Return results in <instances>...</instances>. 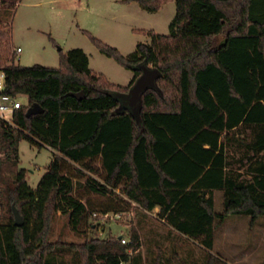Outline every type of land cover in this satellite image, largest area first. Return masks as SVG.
Wrapping results in <instances>:
<instances>
[{
    "label": "trees",
    "instance_id": "obj_1",
    "mask_svg": "<svg viewBox=\"0 0 264 264\" xmlns=\"http://www.w3.org/2000/svg\"><path fill=\"white\" fill-rule=\"evenodd\" d=\"M124 1L152 12L177 6L170 34L151 31V43H139L129 56L86 32L102 54L134 72L127 86L93 71L80 48L61 51L57 68L5 65L7 51L0 50L6 92L29 98L12 125L0 119V179L5 167L19 166L22 141L56 153L36 188L23 168L7 184L10 222L0 225V264H52L61 248L79 253L83 264H138L136 229L127 244L117 236L50 240L58 211L70 212L74 229L88 217L89 200L72 195L71 163L94 175L86 187L96 195L120 188L122 204L159 207L160 219L205 249L201 264H229L212 252L217 225L228 216H249L253 224L264 217V0ZM142 64L162 76L130 108ZM34 104L44 111L27 116ZM215 191L224 194L222 213ZM150 264L166 263L159 254Z\"/></svg>",
    "mask_w": 264,
    "mask_h": 264
},
{
    "label": "rangeland",
    "instance_id": "obj_2",
    "mask_svg": "<svg viewBox=\"0 0 264 264\" xmlns=\"http://www.w3.org/2000/svg\"><path fill=\"white\" fill-rule=\"evenodd\" d=\"M7 1L15 3V7L2 6L0 1V50L7 51L5 65L13 60L25 67L38 64L57 68L61 51L66 53L80 48L91 58V67L95 71L104 73L111 82L119 85H127L134 72L102 54L88 33L129 56L139 43H151V31L170 34V24L177 11L176 2H169L152 12L138 2L126 3L124 0ZM18 47L22 48L19 54L15 52ZM19 100L28 106V96L21 95ZM55 154L50 147L39 149L27 141L20 143L19 166L13 171L5 167L0 179V225L10 222L5 191L7 184L15 180V172L25 169L28 184L36 188ZM71 164L66 171L74 176L72 195L83 198L84 202L89 200L88 217L83 216L74 229L70 212L58 211L50 240L84 243L93 238L123 236L129 242L131 231L136 229L142 243L141 249L133 254L138 264H150L159 254L166 264H183L182 259L191 264L205 263V249L193 240L170 233L174 231H170L156 211H147L136 203L122 204L124 197L120 188L114 193L109 189L102 196L96 195L86 187L88 177L94 175L90 172L81 175L75 170L77 165ZM214 198L216 212L222 213L223 192H214ZM104 210H108L109 217H102L106 214ZM116 214L120 216L116 217ZM212 252L231 264H264V217L253 224L249 216H228L224 223L217 225ZM53 256L52 264H83L79 253L68 248L56 250Z\"/></svg>",
    "mask_w": 264,
    "mask_h": 264
},
{
    "label": "water",
    "instance_id": "obj_3",
    "mask_svg": "<svg viewBox=\"0 0 264 264\" xmlns=\"http://www.w3.org/2000/svg\"><path fill=\"white\" fill-rule=\"evenodd\" d=\"M140 69L142 73L135 81L127 98L130 108H136L140 103L141 95L146 90L156 87L157 80L162 76V73L159 69L150 67L146 64H142ZM77 96L83 97V92L77 94ZM43 111V108L39 104H34L28 108L27 116L36 115L42 113ZM13 212L15 217V225L22 226L24 224V218L22 214L15 206H13Z\"/></svg>",
    "mask_w": 264,
    "mask_h": 264
},
{
    "label": "built area",
    "instance_id": "obj_4",
    "mask_svg": "<svg viewBox=\"0 0 264 264\" xmlns=\"http://www.w3.org/2000/svg\"><path fill=\"white\" fill-rule=\"evenodd\" d=\"M17 54L22 52V48L18 47L15 49ZM25 105L19 100V96L11 95L6 92V74L0 70V119L6 123L12 125L14 123L15 114L24 108ZM96 215V214H95ZM110 214H103V218L109 217ZM120 214H116L119 217ZM123 244L129 243L123 236L119 237Z\"/></svg>",
    "mask_w": 264,
    "mask_h": 264
},
{
    "label": "crops",
    "instance_id": "obj_5",
    "mask_svg": "<svg viewBox=\"0 0 264 264\" xmlns=\"http://www.w3.org/2000/svg\"><path fill=\"white\" fill-rule=\"evenodd\" d=\"M21 48V47H20ZM89 59H90V68L93 70V71H95L92 67H91V58L89 57ZM96 73H98V74H103V75H105L104 73H101V72H97V71H95ZM106 76V75H105ZM107 77V76H106ZM108 78V77H107ZM133 78H134V74H132L131 76H130V78H129V80H128V83H127V85H129L130 84V82L133 80ZM109 79V78H108ZM119 85V84H118ZM127 85H122V86H127ZM216 192V191H215ZM154 211H156V213H157V215L159 214V212H160V208L159 207H157V208H155V210ZM161 221L163 222V223H165V221L164 220H162L161 219ZM166 224V223H165ZM167 225V224H166ZM168 226V225H167ZM168 228L170 229V231H174V232H170V233H176L179 237H183V238H185V239H187V240H190L189 238H187L186 236H182V235H180L178 232H176L173 228H171L170 226H168ZM192 241V240H191ZM223 258V257H222ZM227 261V260H226ZM228 262V261H227ZM229 263V262H228ZM229 264H231V263H229Z\"/></svg>",
    "mask_w": 264,
    "mask_h": 264
}]
</instances>
